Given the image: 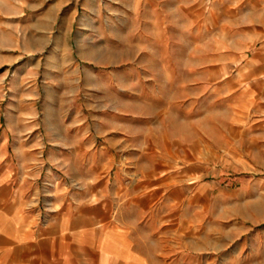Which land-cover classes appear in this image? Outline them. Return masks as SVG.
Instances as JSON below:
<instances>
[{
  "label": "rangeland",
  "instance_id": "1",
  "mask_svg": "<svg viewBox=\"0 0 264 264\" xmlns=\"http://www.w3.org/2000/svg\"><path fill=\"white\" fill-rule=\"evenodd\" d=\"M104 144L133 244L264 264V0H0V160L96 204Z\"/></svg>",
  "mask_w": 264,
  "mask_h": 264
},
{
  "label": "crops",
  "instance_id": "2",
  "mask_svg": "<svg viewBox=\"0 0 264 264\" xmlns=\"http://www.w3.org/2000/svg\"><path fill=\"white\" fill-rule=\"evenodd\" d=\"M94 140L90 139V148ZM104 147L109 158L92 159L97 162L94 166L90 159L87 165L106 170L99 180L104 185L103 200L96 204L92 170L83 178L66 180L42 167L33 179L0 160V264H182L180 254L159 255L151 253L149 242L133 244L134 212L145 213L150 202L146 196L138 205L116 201L111 148ZM148 160L156 163L158 157ZM75 162L70 164L73 169L79 168ZM82 184L87 185L84 190ZM128 192L129 197L135 196L134 189ZM149 223L156 227L154 213L138 226L145 229Z\"/></svg>",
  "mask_w": 264,
  "mask_h": 264
}]
</instances>
